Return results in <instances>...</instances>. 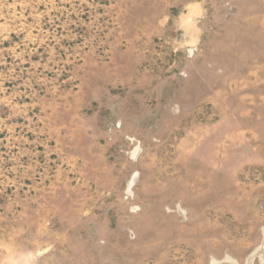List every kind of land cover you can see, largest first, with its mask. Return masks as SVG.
Here are the masks:
<instances>
[{
    "label": "rangeland",
    "instance_id": "1",
    "mask_svg": "<svg viewBox=\"0 0 264 264\" xmlns=\"http://www.w3.org/2000/svg\"><path fill=\"white\" fill-rule=\"evenodd\" d=\"M0 264H264V0H0Z\"/></svg>",
    "mask_w": 264,
    "mask_h": 264
},
{
    "label": "bare ground",
    "instance_id": "2",
    "mask_svg": "<svg viewBox=\"0 0 264 264\" xmlns=\"http://www.w3.org/2000/svg\"><path fill=\"white\" fill-rule=\"evenodd\" d=\"M136 154V152L134 153V155Z\"/></svg>",
    "mask_w": 264,
    "mask_h": 264
}]
</instances>
